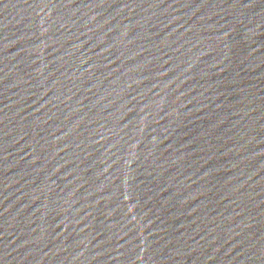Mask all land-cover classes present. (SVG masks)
Listing matches in <instances>:
<instances>
[{
	"label": "water",
	"instance_id": "obj_1",
	"mask_svg": "<svg viewBox=\"0 0 264 264\" xmlns=\"http://www.w3.org/2000/svg\"><path fill=\"white\" fill-rule=\"evenodd\" d=\"M0 264H264V0H0Z\"/></svg>",
	"mask_w": 264,
	"mask_h": 264
}]
</instances>
